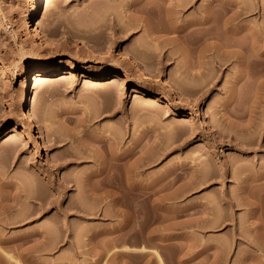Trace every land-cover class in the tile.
<instances>
[{
    "label": "rangeland",
    "instance_id": "1",
    "mask_svg": "<svg viewBox=\"0 0 264 264\" xmlns=\"http://www.w3.org/2000/svg\"><path fill=\"white\" fill-rule=\"evenodd\" d=\"M30 7L0 0L6 264H264V0H42L48 38Z\"/></svg>",
    "mask_w": 264,
    "mask_h": 264
},
{
    "label": "bare ground",
    "instance_id": "2",
    "mask_svg": "<svg viewBox=\"0 0 264 264\" xmlns=\"http://www.w3.org/2000/svg\"><path fill=\"white\" fill-rule=\"evenodd\" d=\"M41 4H42V0H30V11H29V13H28V17H27V22L29 23L30 22V24H31V26H32V28H31V31H33V33H35V34H37V33H40V35L41 36H44L45 38H48L49 36H48V34L45 32V30L43 29V26H42V22H41V19H40V12H41ZM207 9V8H206ZM204 13V14H203ZM202 13V15H200V19L198 20V21H194L192 24H200V25H203L204 27H210L209 26V13H208V9L207 10H204V12ZM169 14V13H168ZM170 20V19H169ZM173 21V20H172ZM171 22V21H170ZM190 24V23H189ZM206 25V26H205ZM186 27V26H185ZM250 30V29H249ZM230 32H232V33H236L237 31H236V29H230ZM186 35H187V33H186ZM184 36V35H183ZM190 36V35H189ZM186 37V36H185ZM184 37V38H185ZM183 38V39H184ZM190 38V37H189ZM186 39V38H185ZM89 43H92V42H89ZM93 44V43H92ZM219 45V44H218ZM217 45V46H218ZM1 49V48H0ZM230 54H234V52H232V51H228ZM228 53V54H229ZM1 61V60H0ZM145 69H147V70H151L149 67H144ZM64 69V67H62V66H60V65H58V64H50V65H47V66H44V67H38V68H36V69H33V70H25L24 72H23V74H24V76H25V80H24V88H25V95H24V98L22 99V101H21V105L22 106H24L25 107V105L27 104V102L28 101H30V99H31V95H30V84H31V79L32 78H45V77H47V76H50V75H53V74H58V73H64L63 70ZM0 186L2 187H9L10 185L8 184V183H0ZM27 197V196H26ZM3 200V199H2ZM2 200H0V201H2ZM5 200H7V198H5ZM6 202V201H5ZM7 202H9V201H7ZM6 202V203H7ZM12 202H15V201H12ZM11 202V200H10V202L9 203H7V204H5L4 202H3V210L2 211H4V213L5 212H8L7 210L8 209H10V208H12V207H14V204ZM45 203V202H44ZM16 205V204H15ZM36 205H38V204H36ZM1 206V205H0ZM46 206V205H45ZM44 207V204L42 203V204H39V208L41 209V208H43ZM1 209V208H0ZM38 209V208H37ZM36 211V210H35ZM0 213H1V211H0ZM20 213H21V211H20ZM20 213H18L17 214V216L18 215H21ZM22 214H23V212H22ZM25 214V213H24ZM27 214H28V212H27ZM30 214V213H29ZM6 216V215H5ZM12 216V215H11ZM26 216V215H25ZM24 216V217H25ZM13 217V216H12ZM27 217H29V215L27 216ZM26 217V218H27ZM11 218V217H10ZM18 218V217H17ZM5 219V218H4ZM3 219V220H4ZM9 219V218H8ZM16 220V218L14 219V221ZM22 220H23V217H22ZM11 222V221H10ZM45 229V228H44ZM42 230V229H39V230H41L39 233H38V235L40 236L41 235V238L43 237V239L44 238H46L45 237V235H46V230ZM48 229V228H47ZM60 231V230H59ZM62 232V231H61ZM48 233H50L49 232V229H48V232H47V235H48ZM36 234V233H35ZM62 234V233H61ZM33 235V234H32ZM46 235V236H47ZM58 235H60V234H58ZM17 236L18 235H16V239L15 238H10V239H8V238H4L3 236H0V242L1 243H6V244H9V243H11V241L13 240V241H17ZM19 236H21V234L19 235ZM36 236V235H35ZM34 236V237H35ZM54 237H56V235L54 236ZM59 237V236H58ZM23 238V237H22ZM39 238V237H38ZM41 238H39V239H41ZM50 238H51V236H50ZM15 239V240H14ZM11 240V241H10ZM49 240V239H48ZM51 240V239H50ZM58 240V239H57ZM41 241V240H40ZM43 241V240H42ZM22 242V241H21ZM39 242V241H38ZM45 242H47V241H44L43 243H45ZM49 242V241H48ZM47 242V243H48ZM16 243V242H15ZM42 243V244H43ZM39 244H40V242H39ZM49 244V243H48ZM15 245V244H14ZM17 245H19V243H17ZM10 246V245H9ZM42 247V246H41ZM18 248V247H17ZM43 248V247H42ZM44 250H46V247H45V249ZM49 250V249H48ZM38 251H40V250H38ZM43 251V250H42ZM42 251H40V252H42ZM2 252V251H1ZM22 252V251H21ZM2 254H3V252H2ZM2 254L0 253V260H2L3 261V263H1V264H6L9 260H11V259H14L13 258V256L12 255H7V254H5V256H7V260L5 261L4 259H3V257H2ZM11 262H13V261H11ZM15 262H17V260H15ZM9 263H10V261H9ZM14 263V262H13Z\"/></svg>",
    "mask_w": 264,
    "mask_h": 264
}]
</instances>
